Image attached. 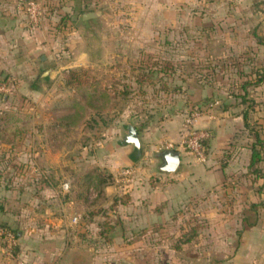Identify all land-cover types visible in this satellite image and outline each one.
I'll list each match as a JSON object with an SVG mask.
<instances>
[{
	"label": "rangeland",
	"instance_id": "obj_1",
	"mask_svg": "<svg viewBox=\"0 0 264 264\" xmlns=\"http://www.w3.org/2000/svg\"><path fill=\"white\" fill-rule=\"evenodd\" d=\"M35 1L41 15L34 25L12 0L25 17L14 51L10 41L0 39V228L15 234L22 225L48 227L49 220L78 228L79 233L67 236L73 239L68 245H82L80 264H92L93 255L110 261L112 243L130 241L149 243L150 254L156 252L155 243L159 252L163 243V264H194L195 259L203 264L199 258L206 248L219 250L211 237L222 204L216 191L178 200L157 169L160 160L137 162L126 181L121 175L126 168L112 173L102 149L120 144L127 124L144 129L180 114L184 125L192 106H200L201 115L214 101L221 103L222 95L240 94L238 87H230L238 77L229 64L249 54V47L260 48L259 42L263 49L258 55L264 57V33L241 18L239 26L220 16L210 19L211 6L236 0H193L195 6L162 0V10L151 9L150 2L140 9L139 0H68L62 11L58 8L67 0ZM87 13L96 16L82 20ZM231 38L236 49L229 56ZM261 58L252 60L262 65ZM142 60L157 71L169 63L175 72L165 80L169 91L161 89L157 76L142 77ZM48 70L53 72L43 76ZM206 73L212 87L193 86ZM254 89L247 88L246 99L261 91L252 111L259 105L264 109V88ZM203 101L210 104L201 106ZM251 115L245 136L253 141L256 131L264 143V130ZM240 144L236 141L234 148ZM61 245L66 248V241ZM4 249L0 239L5 263L21 262L18 246L13 257Z\"/></svg>",
	"mask_w": 264,
	"mask_h": 264
},
{
	"label": "crops",
	"instance_id": "obj_2",
	"mask_svg": "<svg viewBox=\"0 0 264 264\" xmlns=\"http://www.w3.org/2000/svg\"><path fill=\"white\" fill-rule=\"evenodd\" d=\"M78 2L82 4V1ZM146 2H150L151 9L164 8L162 0H139L137 4L140 9H144ZM185 2L195 6L193 0H183V3ZM223 4L210 5L211 10H214L210 15L211 20H217L216 18L220 16L219 20H226L233 26H239L238 21L241 18V23L244 19V24L250 22L254 31L257 27L256 31L264 33V0H236L235 3H229L227 6ZM69 5L70 2L67 0L65 4L61 3L58 10H67ZM24 18L12 0H0V39L4 42L10 41L12 51L15 49L13 47L15 39L22 37L21 28ZM255 34L258 36L259 33ZM231 43L233 47L229 45L226 50L228 55L236 49L235 39L231 38ZM259 44L260 48L249 47L247 55L264 59L262 55H258L263 49V43L259 42ZM239 46L241 47L242 44ZM251 52L254 53L251 55ZM15 60L16 63L20 62L19 57H15ZM263 88L264 85L254 90L260 91ZM260 93L261 91L255 94L256 103L259 102ZM257 95H259L258 99ZM219 104L220 101H214L195 122L196 128L207 130L210 134L207 141L208 157L205 163L196 162L178 146L182 137L184 118L180 114H173L160 122H152L144 129L138 128L140 159L135 150L123 141L120 144L109 143L104 147L102 158L109 170L115 173L122 168H134L136 163L143 159L155 164L156 160H160L159 145L162 142L173 143L175 151L179 153L177 169L173 173H163L159 171L160 164L157 167L162 178L171 183L167 188L170 187L174 191L178 200L191 199L209 191H216L215 196H219L222 203L221 210L215 212V218H218L214 222L215 227H211V237L215 236V247L219 246V250L214 253L212 249L206 248L204 257L199 260H202L203 264H264V153H261V162L250 167L252 141L245 136L241 108L238 106L236 110L232 108L223 110ZM259 106L252 111L251 118L264 130V109ZM236 141L243 144L234 148ZM54 222L55 220H49L48 223L51 225L41 228L22 225L23 228L17 231L16 246L19 250L17 261L32 264L81 263L79 249L81 243L70 242L69 244L72 245L70 246L68 240L73 239L67 236L76 235L80 232L79 229H69ZM136 230L132 228L130 231ZM62 241H66V248L62 247ZM155 245L156 252L150 254L149 243L114 242L112 246L115 247V251L110 253V261L102 262L93 255L91 262L92 264H163L164 259L161 256L163 243L160 244L162 246L160 252L157 251L159 242ZM206 245L209 247V244ZM213 254L216 255L215 258ZM0 264H6L1 250ZM194 264H197V259Z\"/></svg>",
	"mask_w": 264,
	"mask_h": 264
},
{
	"label": "trees",
	"instance_id": "obj_3",
	"mask_svg": "<svg viewBox=\"0 0 264 264\" xmlns=\"http://www.w3.org/2000/svg\"><path fill=\"white\" fill-rule=\"evenodd\" d=\"M252 56L241 54L237 57L234 61H232L229 65L233 68H235L234 75H236L238 78L235 80L234 78L231 79L230 87H238L241 91L240 94L236 93H226L224 94L221 89L216 88L218 91H221L224 95L219 97L218 99L221 100L220 106L223 110H227L229 108L242 106L247 108V110L242 111V120L244 124V128H248V116L249 112H252L253 107L256 105V102L254 99H246L247 98V88H258L262 85H264V62L261 65H258L256 62H254ZM142 66H143V75L142 77L149 79L157 76L156 80L160 82L162 85L161 89L164 91H169V85L167 81H165L167 78L173 79L175 72L172 71L171 66H169V63H165L166 67L163 68V70H158L153 67V65H149L146 60H142ZM200 70V69H199ZM73 72H70L71 78L73 79V83L78 85L80 83L79 80H77ZM182 74H185L182 72ZM195 76H198L199 73L194 74ZM159 76V77H158ZM238 80H241L240 82ZM70 83H72L70 81ZM68 82V84H70ZM205 86V87H212L211 85V74L206 73L204 75H201L199 79L194 81L193 86ZM189 88H192L191 85H188ZM175 88V87H174ZM175 89H181L180 87H176ZM209 101H203L202 105H205ZM212 100L210 101V103ZM208 103V104H210ZM180 111H183L181 109ZM202 110L200 109V106L194 105L192 108H190L189 112L187 113V117H190L192 113H200ZM4 114V113H3ZM8 114V113H6ZM138 132V127L134 125ZM254 139L252 141V144L250 146L251 149V158L249 161L250 167L259 163L261 161V152L264 149V143L262 142L261 138L259 137V134L255 131L254 132ZM257 172V171H255ZM6 229V228H5ZM9 231L8 229H6ZM11 232V231H9ZM15 238L17 239V232L14 234L11 232Z\"/></svg>",
	"mask_w": 264,
	"mask_h": 264
},
{
	"label": "built area",
	"instance_id": "obj_4",
	"mask_svg": "<svg viewBox=\"0 0 264 264\" xmlns=\"http://www.w3.org/2000/svg\"><path fill=\"white\" fill-rule=\"evenodd\" d=\"M19 8H22L26 12L29 20L35 25L41 15L40 7L35 0H15ZM198 113H192L190 117L185 120L183 125V136L181 138L180 146L186 153L191 155L197 162L204 163L207 159L206 145L209 139V132L204 129H198L195 127V122L198 119ZM175 145L171 142H165L163 145H159V150H175ZM134 168H126L121 172V175L126 181L133 173ZM129 181V180H128ZM75 221V218H74ZM0 239L5 243V253L9 257H13V248L16 246L14 236L9 231L0 228ZM22 264V262H18Z\"/></svg>",
	"mask_w": 264,
	"mask_h": 264
},
{
	"label": "water",
	"instance_id": "obj_5",
	"mask_svg": "<svg viewBox=\"0 0 264 264\" xmlns=\"http://www.w3.org/2000/svg\"><path fill=\"white\" fill-rule=\"evenodd\" d=\"M96 15L94 13H87L83 14L81 16L82 20H87V19H93ZM52 70H48L44 73L43 76H48ZM123 143L130 145L136 152V155L138 158L141 156V145H140V140L138 136V132L134 125L132 124H127L126 125V132L123 136L122 139ZM160 157V166H159V171L163 173H173L179 164V153L175 150H163L159 154Z\"/></svg>",
	"mask_w": 264,
	"mask_h": 264
}]
</instances>
